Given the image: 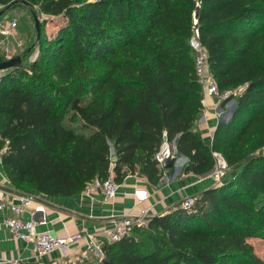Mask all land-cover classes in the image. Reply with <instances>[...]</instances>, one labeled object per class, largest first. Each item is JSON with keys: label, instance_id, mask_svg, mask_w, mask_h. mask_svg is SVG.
<instances>
[{"label": "trees", "instance_id": "1", "mask_svg": "<svg viewBox=\"0 0 264 264\" xmlns=\"http://www.w3.org/2000/svg\"><path fill=\"white\" fill-rule=\"evenodd\" d=\"M19 4L42 20L38 56L0 77V162L11 190L75 196L110 166L118 183L136 172L156 182L165 133L187 158L185 172L209 173L217 152L224 178L190 209L178 205L120 241H101V254L113 264H264L248 242L264 238V0L200 2L211 74L234 92L211 143L196 127L195 0H0ZM49 18L59 26L47 35Z\"/></svg>", "mask_w": 264, "mask_h": 264}, {"label": "crops", "instance_id": "2", "mask_svg": "<svg viewBox=\"0 0 264 264\" xmlns=\"http://www.w3.org/2000/svg\"><path fill=\"white\" fill-rule=\"evenodd\" d=\"M15 33L19 37L16 30ZM202 102L203 110L196 122V127L203 140L206 143H211L220 116L213 106V101L204 92ZM113 154L112 149L111 155ZM186 162L180 160L179 165H183L181 171L175 172L174 167L169 168L166 171V176L162 172L156 182L149 181L146 176L138 172L128 174L119 183L116 196L109 200L104 198L98 182L91 183L88 185V189L70 197H50L32 190L23 191L20 194L29 196L30 201L23 206L19 217L25 220L31 218L39 220L43 215L46 222L45 224H36V231H47L54 235L87 232L93 235L97 241H101L102 232L110 226L111 218L114 216L133 215L142 207H151V217L161 215L178 207L185 198L197 195L204 189L216 185L210 178L185 172ZM0 190L8 192V194L13 192L1 164ZM137 190L146 191L145 200L141 202L136 200L134 192ZM14 203L19 204L18 201ZM36 207H42L43 213L34 212ZM7 215H13L9 207L0 210V259L5 261L3 264H7V261L13 259H20L23 264H73L83 257L87 245L85 238L72 244L65 257H62L59 252L53 251L41 258H36L28 244L10 237L2 224V218Z\"/></svg>", "mask_w": 264, "mask_h": 264}, {"label": "built area", "instance_id": "3", "mask_svg": "<svg viewBox=\"0 0 264 264\" xmlns=\"http://www.w3.org/2000/svg\"><path fill=\"white\" fill-rule=\"evenodd\" d=\"M200 2L201 0H195L196 8L192 15L193 29L192 35L189 39V46L193 53L195 75L202 86L203 92L206 96L211 98L213 106L220 116L223 103H225V106L233 104L234 100L231 96L234 92L231 90H220L211 74L207 49L199 40L198 9L200 7ZM16 25L17 23L13 19L7 21L0 18V50L3 52L4 60L10 59L18 55L19 52L22 53L24 50L23 41L20 40L15 33ZM4 151L5 148L0 149V155ZM213 156L215 159L214 168L209 173L203 175V178H210L218 184L222 181L227 172V164L219 153L214 152ZM166 159H173L172 167H174L175 172L178 170L181 171L182 169L183 165H179L178 163L180 160H183L184 162L187 161L185 156L176 152V149L174 148V141H169L164 133L161 145L154 154V160L157 166L162 169L165 176L167 169L163 167V164ZM98 186L105 199H113L116 196L119 183L116 181L112 172V166H110L108 176L101 182H98ZM134 195L136 200L139 202L145 200L147 197L146 191L141 190L135 191ZM195 200L196 195L189 196L185 198L179 206L184 209H190L194 205ZM15 201H18L19 204H15ZM29 201L30 197L25 194L16 192L8 194V192L6 193L3 190H0V210H4L5 207H9L13 213L11 216L7 215L2 218L3 226L11 238L22 240L28 244L31 252L36 258H41L53 251H57L62 257H65L67 256L72 244L84 238L87 240V245L84 250L83 257H86L90 253H95L100 250L99 243L101 241L109 243L120 241L125 238L134 227L146 226L151 218V207H142L136 214L133 215L114 216L111 218L110 226L102 232L101 241H97L96 238H93V235L87 232L54 235L47 231H36V224H45L46 222L43 215L39 220H35L33 218L25 220L19 217L22 213L23 206L27 205ZM34 212L43 213V208L36 207ZM3 263H5V261L0 259V264ZM6 263L23 264L20 259L9 260Z\"/></svg>", "mask_w": 264, "mask_h": 264}, {"label": "rangeland", "instance_id": "4", "mask_svg": "<svg viewBox=\"0 0 264 264\" xmlns=\"http://www.w3.org/2000/svg\"><path fill=\"white\" fill-rule=\"evenodd\" d=\"M5 9L3 6H0V11ZM33 14H36L38 19L42 20L40 15L36 11L35 6H30L27 4H19L14 8L7 9L1 16V19L10 21L11 19L15 20L16 31L19 34V39L23 41L24 47L22 54L18 55L22 58L23 66H27L31 61H33L38 56V47H37V38L33 21ZM58 23L55 20L49 18L47 25L45 26V30L47 35L54 34L57 30L56 25ZM8 70L0 72V77L5 74ZM232 105L225 106L226 108L222 109L219 121L226 123L230 117V109H228ZM224 107V106H223ZM111 152V151H110ZM263 153V149H262ZM214 182V181H213ZM217 185V184H216ZM248 242L252 245L254 252L264 260V238H250ZM103 243H99V247H101ZM102 256V254H101ZM98 253H92L86 257H80L73 264H95L101 257Z\"/></svg>", "mask_w": 264, "mask_h": 264}, {"label": "water", "instance_id": "5", "mask_svg": "<svg viewBox=\"0 0 264 264\" xmlns=\"http://www.w3.org/2000/svg\"><path fill=\"white\" fill-rule=\"evenodd\" d=\"M8 9L6 7L5 9L0 11V16ZM33 21H34V27H35V32H36V38H39L40 35V20L38 19L36 14H33ZM23 66L22 64V58L20 55H16L10 59L3 60L0 62V72L6 71L12 68H21ZM175 148V145H174ZM112 152V149H111ZM173 165V159H166L164 161L163 167L166 169L171 168ZM98 254L101 256L100 250H98ZM100 261L102 264H113L108 257L101 256Z\"/></svg>", "mask_w": 264, "mask_h": 264}]
</instances>
